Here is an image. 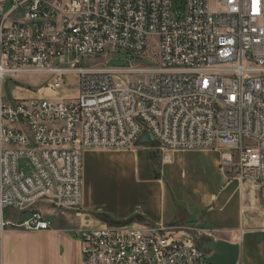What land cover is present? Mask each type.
Returning <instances> with one entry per match:
<instances>
[{
  "label": "built area",
  "instance_id": "built-area-1",
  "mask_svg": "<svg viewBox=\"0 0 264 264\" xmlns=\"http://www.w3.org/2000/svg\"><path fill=\"white\" fill-rule=\"evenodd\" d=\"M121 53L129 66L107 65ZM70 73L76 101L47 98ZM28 75L46 85L7 103L4 82ZM144 134L161 155L221 149V168L264 213V0H185L181 15L172 0H0V240L6 227L49 230L39 204L79 216L83 153L130 150ZM70 235L81 264H209L201 243L160 225L103 221Z\"/></svg>",
  "mask_w": 264,
  "mask_h": 264
},
{
  "label": "crops",
  "instance_id": "crops-1",
  "mask_svg": "<svg viewBox=\"0 0 264 264\" xmlns=\"http://www.w3.org/2000/svg\"><path fill=\"white\" fill-rule=\"evenodd\" d=\"M221 149L176 150L161 155L152 143L125 151L83 153L85 192L79 216L40 209L51 228H9L0 240V264H81L70 232L103 221L160 225L175 232L239 247L237 264H264V213L259 195L221 168ZM90 167H92L91 170ZM108 183L102 194L93 184Z\"/></svg>",
  "mask_w": 264,
  "mask_h": 264
},
{
  "label": "rangeland",
  "instance_id": "rangeland-1",
  "mask_svg": "<svg viewBox=\"0 0 264 264\" xmlns=\"http://www.w3.org/2000/svg\"><path fill=\"white\" fill-rule=\"evenodd\" d=\"M184 3L185 0H172V11L174 14L181 15L184 10ZM215 0H211V5L214 7ZM10 5L6 7V9L9 8ZM17 15V14H16ZM107 58L98 57V58H86L83 59L80 62V65L78 68H85L89 67L93 64H99L104 63ZM130 60L125 54H118L112 57L110 61H108L107 65L111 66L112 61H122L125 66H129ZM154 61V55L153 52H149L146 55V58H143L139 63L142 66L152 67ZM57 65V63H55ZM65 68H69V66H64ZM15 81L6 80L4 82L3 86V94L6 98L7 103H14L15 100H21L26 99L31 96H33V93L36 92L38 87L45 86L47 78L40 75H28L23 76L20 78H15ZM65 86L64 88L59 91L58 93H52L50 91H46L47 98L51 100H63L65 102H72L76 101L78 97V91H79V85H78V77L74 74H67L64 78ZM29 92H28V91ZM93 151H110V150H93ZM92 167H90L89 170H91ZM106 181L102 179H95L93 184H95V188L100 190L102 194H106L107 192L105 190H109L108 183H105ZM85 184H84V175L82 174V192H85ZM50 208L46 204H39V209L43 210V213H45L44 209ZM3 219L7 222L15 223L18 220V212L16 210H13L11 208L5 209L3 211L2 215ZM12 227H6L8 230ZM13 229V228H12ZM182 231H185L187 235L194 239L196 243H201L203 241V237H198L193 235V229L192 228H186L182 229ZM211 239V238H210ZM213 240V239H212ZM214 241V240H213Z\"/></svg>",
  "mask_w": 264,
  "mask_h": 264
},
{
  "label": "water",
  "instance_id": "water-1",
  "mask_svg": "<svg viewBox=\"0 0 264 264\" xmlns=\"http://www.w3.org/2000/svg\"><path fill=\"white\" fill-rule=\"evenodd\" d=\"M112 66L122 67V62H111ZM153 139L148 134H144L139 143H152ZM30 218L29 214H25L21 218V222H25ZM201 241L200 248L209 254L207 259L209 264H237L239 259V247L229 244L225 241H213L210 238L204 237Z\"/></svg>",
  "mask_w": 264,
  "mask_h": 264
}]
</instances>
